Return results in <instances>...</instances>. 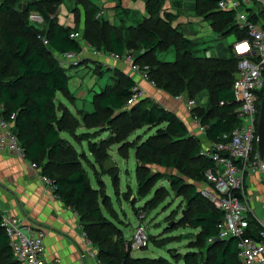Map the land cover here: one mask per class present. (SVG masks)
Instances as JSON below:
<instances>
[{"label":"trees","instance_id":"obj_1","mask_svg":"<svg viewBox=\"0 0 264 264\" xmlns=\"http://www.w3.org/2000/svg\"><path fill=\"white\" fill-rule=\"evenodd\" d=\"M63 1L37 0L19 10L17 6L21 0H0V104L4 108V118L10 119L13 113L16 114L14 131L26 160L35 163L40 174L51 180L57 199L77 213L80 227L98 250L100 264H174L164 257L132 256L131 250L126 248L128 239L103 213L102 204L109 213L112 206L103 197L100 199L101 189L93 186L86 167H92L99 186L103 184L100 175L109 176L119 193V170L106 167L112 146L123 144L118 151L128 158L129 151L124 145L133 132L145 126H164L148 140L129 145L135 149L139 198H146L156 183L166 180L179 197H188L193 204L191 214L185 215L187 221L183 223L200 229L199 237L206 244L209 256L202 259L199 251L190 249L181 257L184 264H240L236 240H218V224L223 219V212L194 185H189L182 175L188 176L191 169L194 178L205 180V172L213 163L201 155L202 141L189 135L174 112L149 97L125 107L136 84L120 70L114 71L112 83L93 96V112L78 111L75 114L65 104L57 103L58 93L73 105L76 100L69 86L71 76L56 55L81 52L82 43L71 38L72 33L80 32L84 40L99 50L130 56L134 64L146 69L148 79L157 89L172 97L185 95L197 100L198 106L192 110V116L207 126L206 139L209 142L226 141L241 123L235 114L233 83L238 58L234 56L232 46L226 49L224 58L197 54L198 42L186 38L179 28L172 26V14L162 16L164 0H149L146 4L149 16L142 18L117 5L121 10L118 24L111 23L102 14L103 8L93 0H75L76 7L72 12L77 24L74 28L58 23L56 14ZM218 1L200 0L199 12L213 20L215 31L221 36L234 34L237 40L245 38L247 33L234 21L235 12L220 9ZM78 5L82 8V27ZM32 12L44 16L45 23L41 28L30 23L28 17ZM39 34L48 38V46L38 39ZM170 49L175 53L174 60L159 58V53ZM202 95L207 96L204 105L199 102ZM258 96L262 101L263 89ZM82 125L86 130L78 132ZM98 128L111 135L96 141L101 136ZM63 133L69 134L80 145L87 141L88 151L99 167L96 169L89 155L84 150L79 151L62 136ZM154 164L182 174L154 171ZM156 197L154 194L146 205L156 203ZM130 199L128 195L127 200L137 212L135 200ZM262 230L251 217L248 234L259 239ZM155 240L153 237L154 244L161 246ZM0 264H20L1 227Z\"/></svg>","mask_w":264,"mask_h":264},{"label":"built area","instance_id":"obj_2","mask_svg":"<svg viewBox=\"0 0 264 264\" xmlns=\"http://www.w3.org/2000/svg\"><path fill=\"white\" fill-rule=\"evenodd\" d=\"M218 7L223 10H233L239 29L247 33L245 38L236 40L232 45L234 56L238 58L233 83L234 101L237 104L235 114L241 123L233 130L229 140L209 142L204 139L201 143V155L213 163V166L205 172L208 186L203 187L201 193L223 212V219L218 224V239L236 240L240 264H264V229L259 239L248 234L249 219L254 217V211L246 188L249 175L264 171L258 149L261 103L258 92L264 88V0H219ZM28 19L36 27H41L45 23L44 16L38 12L30 13ZM71 38L82 43V50L79 53L60 55L67 58L61 61L63 66L78 65L79 60L83 59L82 55L86 53L94 58L125 61L130 64L132 72L149 80L146 69L134 64L130 56L99 50L84 40L80 32L72 33ZM38 39L44 45H49L47 37L39 34ZM80 56L82 59L76 60ZM150 83L155 86L154 82L150 81ZM143 97L144 92L135 85L125 107L133 105ZM176 99L185 103L191 114L198 106L197 100L185 95H178ZM3 110V105L0 104V154H13L26 160L24 150L14 131L16 114L13 113L10 119H6L2 116ZM193 118L197 123L198 132L206 137L207 126L202 125L198 117L193 116ZM31 166L39 171L35 163L31 162ZM41 179L54 189L48 177L41 175ZM0 227L5 231L13 256L20 264L61 263L60 259H56L54 263L46 260L45 232L34 223L27 221L25 217L0 209ZM82 236L87 244L93 245L84 231ZM149 241L150 236L145 225L139 223L134 228L132 238L127 240L126 248L131 251L146 248Z\"/></svg>","mask_w":264,"mask_h":264},{"label":"crops","instance_id":"obj_3","mask_svg":"<svg viewBox=\"0 0 264 264\" xmlns=\"http://www.w3.org/2000/svg\"><path fill=\"white\" fill-rule=\"evenodd\" d=\"M34 1L37 0L26 1L25 7L28 2ZM93 1L96 5L103 8L102 14L113 24L119 23L118 14L121 10L117 8V5L131 14H135L137 18L149 16L146 11V4L149 0ZM201 6L200 0H164L162 16L164 17V13L172 14L174 16L172 26L179 28L180 32L188 39L197 42L202 41L204 43H207L209 40L213 41L212 44H205L204 47L205 51H211V48L214 50V47L220 44L223 39L234 34L221 36L219 32L215 31L213 20H211L207 14L203 15L199 12ZM74 7H76V5H73L72 8ZM78 7L81 13L80 27H82V8L79 5ZM56 17L60 25L74 28L77 24L75 13L72 12V9H68L67 6L64 5L60 6ZM234 37L237 40L235 35ZM232 45H228L224 48L223 54L220 52L221 49L216 47L218 54L213 56L220 58L226 57V49ZM87 55L89 56L88 58H91V61L85 64L88 73H93V71H95V68L92 66V60L94 59L109 65L108 67L110 70L108 69V71L112 72V74L113 69L121 70L134 80L136 86L144 92V97H149L154 102L174 112L177 117L184 122L189 132L200 139L202 143L203 140L206 139L204 135L198 132L197 123L185 103L157 89L149 80L144 79L140 74L132 72L129 63L125 61H115L109 58H94L90 54ZM56 56L60 55L57 54ZM57 59L60 61L58 57ZM80 65L81 63L77 66L79 67ZM65 67L67 70L72 69L71 66L65 65ZM85 68L77 69L75 71L76 77L81 79L80 74L82 72H79L85 70ZM70 76L71 78L75 77L73 74ZM81 80H77L76 84L83 85L84 81ZM92 89L89 93L81 88H78L76 93L72 92L73 96L76 98L77 104L80 105V103L83 102L82 106H84V109L88 112L94 111L93 104L86 100L91 97L90 92H93ZM93 93L95 95V92ZM204 97L205 104L207 102V96L204 95ZM57 101L58 103L61 102L65 104L73 112V109H71L69 105L58 98ZM106 138L108 137H100V139ZM117 152L120 155L118 150ZM89 155L91 156L90 153ZM120 157L122 156L120 155ZM122 158L128 159L129 156L128 158ZM92 162L97 169L99 167L98 164L94 161ZM106 167H115L118 168L119 173L121 172L120 165L118 161L114 159L111 151ZM120 185L121 180L119 182V187ZM246 188L250 199V205L254 211V219H256L261 228L264 229V181L261 179L258 172L247 177ZM0 209L8 210L14 215L25 217L27 221L34 223L45 232V258L49 263H54L56 259H60V264H100L96 255V247L87 244L83 239V230L80 227L77 214L55 197L52 187L46 185L42 181L40 172L31 166V162L22 160L13 154H0Z\"/></svg>","mask_w":264,"mask_h":264},{"label":"rangeland","instance_id":"obj_4","mask_svg":"<svg viewBox=\"0 0 264 264\" xmlns=\"http://www.w3.org/2000/svg\"><path fill=\"white\" fill-rule=\"evenodd\" d=\"M26 1L28 0H21L18 4L17 8L19 10H23L25 8ZM67 6L68 9H72L73 5H76L75 0H65L63 1L60 6ZM59 6V8H60ZM58 8V10H59ZM57 10V12H58ZM42 27V26H41ZM40 27V28H41ZM47 26L45 27V29ZM46 31V30H45ZM46 33V32H45ZM45 33L43 35H45ZM222 41V40H221ZM220 41V42H221ZM236 41L234 35H229L223 41L214 47V50L211 48L210 50H204L205 44H212L213 41H208L207 43L199 41L197 47V54L205 56H213L218 54V50L216 47H219L221 50V54H223V49L226 48L228 45L234 44ZM60 59V61L67 60L66 57L56 56ZM83 57V59H82ZM82 57H77L76 60H79L81 65L78 67L77 65H72V69H68L67 74L70 76L73 74L75 77L70 78L69 86L71 92L76 93L78 88L85 89L87 93L92 89L93 92L98 93L102 90V88L106 87L109 83H112L114 80V71L119 69H113L112 72H109V65L104 64L101 61L92 60V66L95 68L93 73H88L85 68V64L88 61H91V58L85 53ZM87 57V58H85ZM159 58L162 60L172 61L175 58V53L173 49H170L167 52L159 53ZM85 68V70L80 71V77L84 81L83 85L76 84L77 80H81L79 77H76V70ZM110 70V69H109ZM121 71V70H120ZM97 72V73H94ZM100 73V74H98ZM81 80V81H82ZM93 92H90L91 97L86 99L92 103V97L94 95ZM57 98L60 99L62 102L66 103L73 109L75 114H78V111H85L84 106L82 103L80 105L77 104L75 100L74 105L70 104L62 95L61 93L57 94ZM200 105H203L205 102V97L202 95L200 97ZM58 103V101H57ZM73 106V107H72ZM94 109L95 106L93 105ZM184 123V122H183ZM185 125V124H184ZM186 126V125H185ZM164 126H145L139 130L133 132L129 138L125 141L124 149L129 151V158L123 159L118 154L117 150H119L120 146L123 144H114L111 148V154L114 156V159L118 161L120 165L121 172L119 173V177L121 180L120 185V192L117 193L111 178L107 175L101 176L103 184L99 186L92 167L86 165L87 170L89 171L90 178L92 180L93 186L96 188L101 189V197L106 199L107 204L109 203L112 206V211H109L105 208L102 204V211L105 215H107L110 219H112L116 225L120 228L123 235L130 240L133 235L134 228L139 224L142 223L145 225L146 230L151 236V240L149 241L148 247L137 249L131 251L132 256L134 258H150L155 259L159 257H164L172 261L174 264H184L181 257L190 249H195L196 251L200 252L202 259L208 258L209 254L206 249V244L200 239V229L191 228L188 223H183L187 221L184 220L185 215L191 214V210L193 204H191L188 200V197L181 196L179 197L175 191H173L166 180H161L155 184V187L152 189L151 193L144 199H140L137 194V179H136V164H135V156L134 152L135 149L131 148L129 145H136L140 144L148 140L151 136L156 135L163 129ZM187 128V126H186ZM99 129V133L101 134L100 137H109L111 135L110 132H102L101 128ZM86 128L84 125L80 127L78 132L85 131ZM188 130V128H187ZM189 132V130H188ZM189 135L193 136L189 132ZM63 137L69 139L79 151H85L89 155L87 144L88 142L85 141L80 145L77 141H75L69 134L63 133ZM98 137L96 141L100 139ZM83 146V147H82ZM90 159L94 161L92 156ZM39 169V168H38ZM154 171H161L164 173H177L182 174L180 171L172 169V168H161L157 164L152 166ZM40 171V169H39ZM189 174L184 175L187 183L189 185H194L197 188V191L201 193V189L203 187L208 186V183L202 178L197 179L193 177L191 169L188 171ZM259 175L261 179L264 181V171H259ZM157 190V191H156ZM156 191V193H155ZM169 195L167 194V192ZM156 194V203L151 205H146V202L149 198L153 197ZM202 194V193H201ZM131 196L130 200H135L136 204L135 207L137 208V213L130 201L127 200V196ZM158 201V202H157ZM78 216V215H77ZM153 237L156 239V242H160L161 246L157 247L153 242ZM98 254V250L96 249V255Z\"/></svg>","mask_w":264,"mask_h":264},{"label":"water","instance_id":"obj_5","mask_svg":"<svg viewBox=\"0 0 264 264\" xmlns=\"http://www.w3.org/2000/svg\"><path fill=\"white\" fill-rule=\"evenodd\" d=\"M258 149L262 163L264 165V88H263V98L260 103V114L258 121Z\"/></svg>","mask_w":264,"mask_h":264}]
</instances>
